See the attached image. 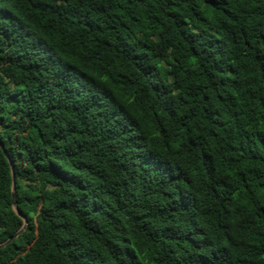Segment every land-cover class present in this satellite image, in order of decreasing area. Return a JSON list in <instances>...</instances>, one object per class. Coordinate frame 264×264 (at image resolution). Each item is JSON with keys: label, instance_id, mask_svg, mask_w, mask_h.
<instances>
[{"label": "trees", "instance_id": "obj_1", "mask_svg": "<svg viewBox=\"0 0 264 264\" xmlns=\"http://www.w3.org/2000/svg\"><path fill=\"white\" fill-rule=\"evenodd\" d=\"M0 141V264H264V0H0Z\"/></svg>", "mask_w": 264, "mask_h": 264}, {"label": "water", "instance_id": "obj_2", "mask_svg": "<svg viewBox=\"0 0 264 264\" xmlns=\"http://www.w3.org/2000/svg\"><path fill=\"white\" fill-rule=\"evenodd\" d=\"M0 147L3 150V152L5 153L7 159L9 161V163H10V166H11V171H12V198H13L12 206H13V209L16 212V214L18 216H20L24 220V225L21 228V230L15 236L9 238L5 243L1 244L0 245V248H1V247H4V246L8 245L16 237H18L26 229V227L28 225V221H27L26 217L19 211V209H18V207L16 205V176H15V169H14V166H13V162L11 161L10 157L8 156V154L6 152V149H5V146L3 145V143L1 141H0Z\"/></svg>", "mask_w": 264, "mask_h": 264}]
</instances>
